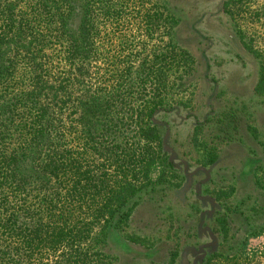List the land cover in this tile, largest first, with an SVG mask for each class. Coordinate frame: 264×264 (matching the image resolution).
I'll return each mask as SVG.
<instances>
[{"label":"trees","instance_id":"obj_1","mask_svg":"<svg viewBox=\"0 0 264 264\" xmlns=\"http://www.w3.org/2000/svg\"><path fill=\"white\" fill-rule=\"evenodd\" d=\"M123 13L110 0H0V264H135L160 255L156 241L145 245L149 235L135 230L133 216L170 189L169 177L185 173L161 117L182 115L180 92L196 61L176 46L138 66L130 54L128 67L113 69L103 84L91 72L102 27ZM255 90L264 98V56ZM187 115L198 120V112ZM211 122L207 114L194 135ZM202 141L214 164L222 142ZM249 164L263 169L254 180L258 197L244 199V208L225 204L212 237L219 247L202 264H264V243L246 249L251 237L264 236V156ZM238 215L245 220L241 238L231 230ZM120 238L134 254L116 250ZM171 256L175 262L179 252Z\"/></svg>","mask_w":264,"mask_h":264},{"label":"rangeland","instance_id":"obj_2","mask_svg":"<svg viewBox=\"0 0 264 264\" xmlns=\"http://www.w3.org/2000/svg\"><path fill=\"white\" fill-rule=\"evenodd\" d=\"M110 1L124 13L113 25L106 22L102 27V47L91 72L103 84L113 69L121 73L128 67L125 60L130 54L138 66L176 46L192 56L190 63L196 61L194 75L187 78L180 92L187 103L182 115L161 117L169 124L164 133L174 149L175 162L185 173L169 177L173 182L168 184L170 189L160 190L137 208L135 230L143 237L149 235L145 245L156 241L161 252L154 262L136 260L135 264H202L203 256L219 247L212 237L218 216L227 214L225 204L243 206L244 199L259 193L254 180L262 178L263 169L246 166L252 158L264 156L258 138L264 133V98L255 90L258 64L264 56V0ZM153 13L160 18L152 20L151 29L147 25ZM172 13L175 19L170 18ZM189 112H198V120L189 117ZM207 114L212 122L203 134L194 135L195 126ZM206 139L222 142L218 160L210 165L202 146ZM244 171L245 176L241 174ZM160 173L161 168L156 167L152 177L157 179ZM236 218L231 230L241 238L245 220L243 215ZM263 243L264 236L251 237L246 249L256 251ZM146 246L134 248L141 252ZM131 247L123 238L116 240L121 255H131ZM176 250L179 256L171 263V252ZM154 253L149 250L145 254Z\"/></svg>","mask_w":264,"mask_h":264}]
</instances>
